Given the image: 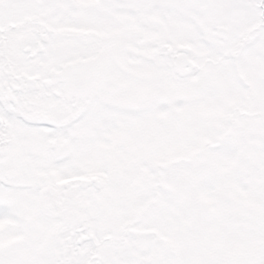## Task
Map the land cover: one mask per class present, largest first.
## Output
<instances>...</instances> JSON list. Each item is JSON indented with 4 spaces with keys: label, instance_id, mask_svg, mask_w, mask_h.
I'll use <instances>...</instances> for the list:
<instances>
[{
    "label": "snow or ice",
    "instance_id": "snow-or-ice-1",
    "mask_svg": "<svg viewBox=\"0 0 264 264\" xmlns=\"http://www.w3.org/2000/svg\"><path fill=\"white\" fill-rule=\"evenodd\" d=\"M0 264H264V0H0Z\"/></svg>",
    "mask_w": 264,
    "mask_h": 264
}]
</instances>
